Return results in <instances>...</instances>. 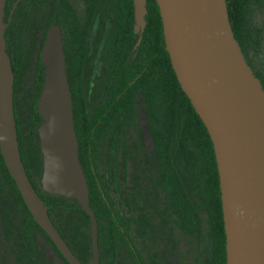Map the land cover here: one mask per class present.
Returning a JSON list of instances; mask_svg holds the SVG:
<instances>
[{
  "label": "flooded vegetation",
  "instance_id": "af4514ba",
  "mask_svg": "<svg viewBox=\"0 0 264 264\" xmlns=\"http://www.w3.org/2000/svg\"><path fill=\"white\" fill-rule=\"evenodd\" d=\"M61 1L6 0L4 5L3 20L8 22L4 35L14 74L17 133L26 173L28 171L37 192L44 191L34 164L36 153H41L37 131L41 116L37 111L39 95L36 94L44 67L41 51L50 25H59L62 39L67 34V25L62 23ZM67 1L73 8V30L70 34L75 43L76 57L82 59L77 65L81 70L79 89L82 105L93 124V138H96L93 140L95 165L100 176L102 165L104 167L105 190L123 224L115 257L111 251L114 245L111 234L98 232L100 264L104 247H109L110 251L106 264H212L211 257L202 260L195 255L193 260V238L202 236L205 221L209 231V216L205 200L195 193L191 152L185 156V162L172 158V166L184 185L180 181L183 190L180 192L172 182L166 183L167 174L171 179V171H162L168 164L161 162V146L156 139L160 133L167 134L165 129L161 130L160 101L154 100L153 107L148 109V101L142 93V86H145V90H151L156 96L161 53L159 40L153 47L143 50L140 43L144 27L135 30L134 4L132 33L129 34L128 11L125 10L128 5L124 0H116V3L109 0L104 8L99 9L97 7L103 5L97 4L96 0ZM50 16L57 22L50 23ZM16 24L19 27L16 28ZM40 25L45 26L44 30ZM131 40L134 43L129 53L127 48ZM254 52V56L243 54L264 89V54L259 56L257 49ZM89 59H92L91 70L86 86L84 74ZM149 68H153V73L148 71ZM132 73L135 76L128 82ZM141 77L143 81L137 82ZM119 158L121 178L117 176ZM37 159L40 160L39 157ZM31 215L9 187L0 189V264H59V260L69 264L58 248L41 231L33 228ZM194 228H197V235ZM60 233L77 256L75 242L63 230ZM211 239L209 237L207 242L206 257L211 250ZM50 249L59 257L56 261L47 255ZM82 263L88 264L84 260Z\"/></svg>",
  "mask_w": 264,
  "mask_h": 264
},
{
  "label": "water",
  "instance_id": "95a60500",
  "mask_svg": "<svg viewBox=\"0 0 264 264\" xmlns=\"http://www.w3.org/2000/svg\"><path fill=\"white\" fill-rule=\"evenodd\" d=\"M0 0V151L35 222L69 264H83L51 220L24 167L18 141L14 74L6 51ZM165 47L183 92L212 141L219 187L226 264H264V89L234 36L226 0H156ZM135 30L145 25L146 0H133ZM10 19V18H9ZM37 100L42 189L75 199L89 215L92 257L100 264L98 223L78 155L73 104L61 29L46 32Z\"/></svg>",
  "mask_w": 264,
  "mask_h": 264
},
{
  "label": "trees",
  "instance_id": "16d2710c",
  "mask_svg": "<svg viewBox=\"0 0 264 264\" xmlns=\"http://www.w3.org/2000/svg\"><path fill=\"white\" fill-rule=\"evenodd\" d=\"M108 1L109 0H96L97 4L103 5V7H97V9L104 8V5L108 3ZM124 3L128 5V7L125 8V10L128 11L127 32L131 34L133 23V1L124 0ZM226 3L229 21L234 36L244 54L254 56V49H257L259 56L263 55L264 0H226ZM146 9L147 10L144 16L145 25L140 44H143V50H145L147 47H153L154 43L159 40L161 53L157 68V70H159V78L156 80V96L151 90H145V86H142L144 89L142 93L144 98L148 101V109L153 107L154 100L158 99L160 101L159 114L161 130L165 129L167 134L160 133L157 138H155L159 141V145L161 146V162H167L166 164H168L162 168V171H171V179L169 180L167 174L166 183L172 182L173 187L175 189H180L179 191L182 192L183 190L181 188L183 182L178 178V175L172 166V158L174 157L177 158V160L180 159L185 162L187 161L185 156L187 153L191 152V164L193 169L192 175L195 193H197L199 197H203L205 200L207 207L206 210L208 211L209 216L208 232L209 237H212V239L210 247L211 250H208L209 257L207 258L210 259L211 257L212 264H226L225 232L223 227L219 177L212 141L205 125L195 112L189 98L181 89L172 68L169 55L164 49L162 22L156 0H146ZM61 10L63 13L62 23L64 26L67 25L68 28V30H65L67 34L64 35L62 40L65 51L66 73L68 76V83L73 104L74 126L78 139L79 160L89 189L90 205L96 215L98 232L111 234L113 239L112 241L114 243L111 251L115 257L116 249L118 248L120 241V227L123 224L121 223L120 217L116 213L115 208L111 205V199L105 190L104 181L106 176H100V173L95 165L93 151L95 145L93 140L96 138H93V124H91L88 113L84 110V106L82 105L83 97L81 95V90L79 89V76L81 70H78L77 65L82 61V59H78L76 57L77 55L74 49L75 43L73 41V36L70 34V31L72 32L73 30V8L67 0H62ZM54 20L51 17L50 23L57 22ZM12 25H14V23H12ZM17 26L19 27V25L16 24L15 27L17 28ZM133 43L134 40L128 42L127 49L129 53L131 52ZM119 53L120 52H118V54ZM43 66L44 65L42 64V67ZM152 69L153 68H149L148 71L153 73ZM134 76V73H132L128 78V82H130ZM43 77L44 67L40 73L39 84L36 91L37 95H40L43 85ZM141 80L143 81L142 77L137 82H141ZM79 100H81L80 103ZM132 110L133 107L131 97H129V111L131 115ZM35 114L39 116L37 112ZM41 121L42 119L39 117V122ZM18 141L20 153L22 154L21 157L24 160L19 134ZM189 147H191V151L189 150ZM38 157L40 158V162L35 158L34 164L38 168L37 171H39V178H41L42 154L39 153ZM180 181L182 185L180 184ZM33 186L35 187L34 184ZM4 187H9L10 190L18 196L19 200L24 205L26 212L31 215L23 201L13 177L5 165L0 151V189ZM117 188L119 189V186H117ZM175 192L179 194L177 190H175ZM175 192L173 191V194ZM38 193L40 198L43 200L48 214L56 228L59 232L63 230L70 236L69 238L76 244V254L78 258L82 260V262L83 260L86 261V259L91 255L89 215L81 209L75 199L50 194L42 190L38 191ZM73 214L81 216L84 223L85 229L78 236V233L75 235V233L72 232L73 230H70L69 228V217H72ZM31 221L33 228L41 231L43 236L55 247L49 236L35 222L32 215ZM193 230L195 233L197 228H194ZM104 249V251L102 250V264H106V260L108 259L110 253L109 247H104Z\"/></svg>",
  "mask_w": 264,
  "mask_h": 264
},
{
  "label": "rangeland",
  "instance_id": "374dc122",
  "mask_svg": "<svg viewBox=\"0 0 264 264\" xmlns=\"http://www.w3.org/2000/svg\"><path fill=\"white\" fill-rule=\"evenodd\" d=\"M56 17V16H55ZM42 24V22H41ZM42 26V30H44V25H40ZM31 34V33H30ZM29 35V32H27V36ZM12 37H15V35L12 33ZM92 61V59H89L87 61V65H86V70H85V74H84V83L87 86L88 85V81H89V76H90V70H91V64L90 62ZM39 149V148H38ZM34 151V150H33ZM36 153V152H35ZM37 156V157H36ZM35 158H38V154L36 153ZM38 160V159H37ZM39 161V160H38ZM40 162V161H39ZM119 162V166H118V173L117 176L118 178H121L122 176V169H121V160L119 158L118 160ZM38 168L36 167V170ZM102 175L104 174V167L102 165V170H101ZM42 174V171H41ZM41 183V182H40ZM208 225L206 224V221L204 222V226H203V233L202 236L199 239L193 238V260L194 258L197 257H201L202 260H204L206 257L205 252H206V246H207V242L209 241V232H208ZM69 228L70 230H73L72 232L75 233V235L77 234V236L79 234L82 233V231L85 229L84 228V223L83 220L81 219V216L77 215V214H73L72 217H69ZM200 240V243H199ZM91 243V242H90ZM197 247V249H196ZM91 251V249H90ZM53 250H49L48 251V256L50 257V259H53L54 261H56V258L58 259L59 257L55 256V254L53 253ZM196 255V256H195ZM91 259V255L89 258L86 259L87 262H89ZM59 264H63L61 260H59ZM194 263V261H193Z\"/></svg>",
  "mask_w": 264,
  "mask_h": 264
}]
</instances>
